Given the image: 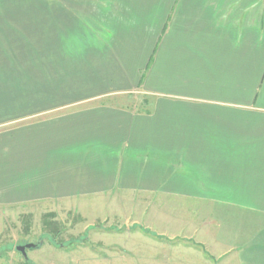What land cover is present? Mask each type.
<instances>
[{
	"label": "crops",
	"instance_id": "1",
	"mask_svg": "<svg viewBox=\"0 0 264 264\" xmlns=\"http://www.w3.org/2000/svg\"><path fill=\"white\" fill-rule=\"evenodd\" d=\"M116 194L211 202L264 264V0H0V207ZM171 225L121 262L208 264Z\"/></svg>",
	"mask_w": 264,
	"mask_h": 264
},
{
	"label": "rangeland",
	"instance_id": "2",
	"mask_svg": "<svg viewBox=\"0 0 264 264\" xmlns=\"http://www.w3.org/2000/svg\"><path fill=\"white\" fill-rule=\"evenodd\" d=\"M210 203L116 194L83 201L0 207V264H84L93 255L106 258V264H128L126 258L121 262L124 249L117 244L129 243L138 236L139 240H159L153 239L150 226L158 229L164 222L171 223L174 231H183L184 236L177 240L193 250L186 249L188 254L198 251L208 264H230V257L221 259L209 247L210 237L215 234ZM156 236L163 237L159 232ZM200 241L202 247L196 245ZM26 244L34 245L32 251H26L28 259L16 251V247ZM56 251H60L59 260L53 258L51 262ZM211 254L215 262L208 258Z\"/></svg>",
	"mask_w": 264,
	"mask_h": 264
},
{
	"label": "water",
	"instance_id": "3",
	"mask_svg": "<svg viewBox=\"0 0 264 264\" xmlns=\"http://www.w3.org/2000/svg\"><path fill=\"white\" fill-rule=\"evenodd\" d=\"M32 248H34V245L33 244H26L24 246H18V247H16V251L18 253H20L23 256L24 259H26L27 258L26 251L27 250H30Z\"/></svg>",
	"mask_w": 264,
	"mask_h": 264
}]
</instances>
